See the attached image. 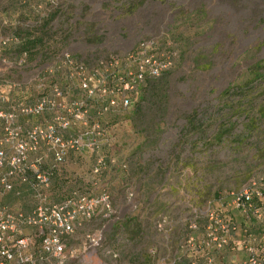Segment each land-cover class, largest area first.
Wrapping results in <instances>:
<instances>
[{
	"label": "rangeland",
	"instance_id": "1",
	"mask_svg": "<svg viewBox=\"0 0 264 264\" xmlns=\"http://www.w3.org/2000/svg\"><path fill=\"white\" fill-rule=\"evenodd\" d=\"M11 33L41 39L27 49L26 67H0L18 81L63 49L88 59L154 36L175 54L166 72L141 86L126 109L102 119L109 144L98 153L114 157L113 166L93 175V154L73 152L53 175L51 202L73 187L91 195L106 191L113 211L85 221L66 238L63 264L185 260L199 254L186 237L201 235L200 227L191 231L187 225L203 224L198 214L207 206L238 221V213L224 205L225 194L264 161V0H0V36ZM18 51L10 44L2 53ZM16 189L19 194L6 193L0 203L28 210L29 187ZM92 231L101 232L94 249L84 241ZM23 233L37 245L31 228ZM105 248L117 256H107ZM230 254H238L233 245L212 252L215 264H229Z\"/></svg>",
	"mask_w": 264,
	"mask_h": 264
},
{
	"label": "built area",
	"instance_id": "2",
	"mask_svg": "<svg viewBox=\"0 0 264 264\" xmlns=\"http://www.w3.org/2000/svg\"><path fill=\"white\" fill-rule=\"evenodd\" d=\"M17 41L12 34L0 36V67L27 66V50L16 56L2 53ZM174 55L158 37L150 36L140 38L130 49L88 59L60 50L20 81L0 70V196L19 194L16 186L21 184L31 191L28 210L0 203V264H63L65 240L75 229L96 216H112L106 191L91 195L73 187L62 199L51 202L47 192L52 177L73 152L93 154V175L113 166L114 157L98 153L109 144L102 119L126 109L144 81L167 70ZM117 166L125 168L124 163ZM125 194L127 200L132 198L130 189ZM225 196V207L238 213V221L207 206L198 214L206 218L202 234L198 239L192 235L185 239L199 254L185 260L175 257L168 264H215L212 252L220 253L228 245L238 252L228 256L229 264H264V161ZM160 222L163 219L157 226ZM196 226L191 220L187 228ZM27 227L39 239L36 246L23 233ZM84 241L87 248L94 249L100 244L101 232L85 233ZM104 252L117 256L109 248ZM148 252L152 254L154 249Z\"/></svg>",
	"mask_w": 264,
	"mask_h": 264
},
{
	"label": "trees",
	"instance_id": "3",
	"mask_svg": "<svg viewBox=\"0 0 264 264\" xmlns=\"http://www.w3.org/2000/svg\"><path fill=\"white\" fill-rule=\"evenodd\" d=\"M11 34L14 35L17 38V40H18L17 43H16V47L19 50L18 52H20L22 50H27L29 48H33V47L39 45L40 44V41H41V39L38 36H33L32 34H29V33H25V35H18V34H15V33H11ZM254 67L255 68H259L260 66L259 65H255ZM164 72H166V70ZM163 73H161V74H163ZM258 75H259V73H257V76ZM152 79H155V78H152ZM152 79L145 80L144 83H143V85H142V87L145 86V85L150 84V82H151ZM225 91H226V89L223 92H225ZM225 197H227V196H225ZM213 211L216 212L215 210H213ZM202 223L203 224H201L198 221H196V224H197L196 228L197 227H200L201 228V234L203 232V227L206 224V218L205 217H204V220H202ZM191 231H193V230H191Z\"/></svg>",
	"mask_w": 264,
	"mask_h": 264
}]
</instances>
